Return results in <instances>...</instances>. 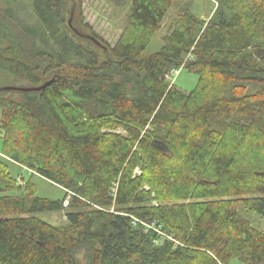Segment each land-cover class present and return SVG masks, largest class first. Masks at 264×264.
Masks as SVG:
<instances>
[{"label":"trees","instance_id":"1","mask_svg":"<svg viewBox=\"0 0 264 264\" xmlns=\"http://www.w3.org/2000/svg\"><path fill=\"white\" fill-rule=\"evenodd\" d=\"M16 1L0 3V72L52 82L0 91V264H77L79 250L86 264H264V231L239 214L264 218V0H211L207 20L182 8L146 58L174 0H114L129 8L113 46L74 34L70 0H31L39 29ZM181 65L198 78L188 94L171 82ZM68 196L65 224L33 216Z\"/></svg>","mask_w":264,"mask_h":264},{"label":"rangeland","instance_id":"2","mask_svg":"<svg viewBox=\"0 0 264 264\" xmlns=\"http://www.w3.org/2000/svg\"><path fill=\"white\" fill-rule=\"evenodd\" d=\"M0 3H4L3 0H0ZM30 3L31 0H17L10 5V8L17 19L21 20L26 25L39 29L38 21L32 12ZM128 8L126 4L117 6L114 0H70L65 10V18L66 22L71 19L72 27L79 32L93 34L97 36L103 44L113 46L118 41L125 28ZM182 8H189L196 16L207 20L214 13L215 4L211 0H174L172 7L162 21L160 29L155 33L150 44L142 52V58L149 57L161 49L162 37L175 27L177 16ZM171 80L172 84H175V86L185 94L191 92L198 82L197 76L188 72L186 69L179 70L177 75H172ZM12 85H14V80L11 79V75L0 72V89L13 87ZM20 85L22 86V84ZM21 86L15 88H23ZM255 89L256 88L249 87L248 93L256 92L257 90ZM8 171L13 178L19 181H23L24 183L30 181L34 185L35 195L40 198L51 201H62L66 195L62 187L38 175L33 176L28 170L20 168L13 163L8 162ZM66 212L67 209L64 208L52 212L37 213L33 216L50 225L58 226L66 223ZM239 214L253 227L264 231L263 217L261 218L245 209H240ZM75 260L77 264H86L83 250L76 252Z\"/></svg>","mask_w":264,"mask_h":264},{"label":"water","instance_id":"3","mask_svg":"<svg viewBox=\"0 0 264 264\" xmlns=\"http://www.w3.org/2000/svg\"><path fill=\"white\" fill-rule=\"evenodd\" d=\"M68 27L74 32V34H76L77 36H80V37H83V38H87V39H90L92 40L93 42H95L98 46H102V44L97 40L95 39L93 36L91 35H86V34H82L80 32H78L75 28L72 27L71 25V19L68 20ZM264 52V51H263ZM50 82H47L39 87H35V88H15V87H8V88H3V89H0V91H4V90H8V91H40V90H43L45 87L49 86Z\"/></svg>","mask_w":264,"mask_h":264},{"label":"built area","instance_id":"4","mask_svg":"<svg viewBox=\"0 0 264 264\" xmlns=\"http://www.w3.org/2000/svg\"><path fill=\"white\" fill-rule=\"evenodd\" d=\"M183 66H184V65H181L180 68L177 69V70H172V71H171V74H172V75H174V74L177 75V74L179 73V70H182V69H183ZM136 172H138V171L136 170ZM114 192H115V190H114ZM69 195H70V194H69ZM68 204H69V196L64 200L62 206L65 208V207L68 206ZM134 221L137 222L135 219H134Z\"/></svg>","mask_w":264,"mask_h":264}]
</instances>
